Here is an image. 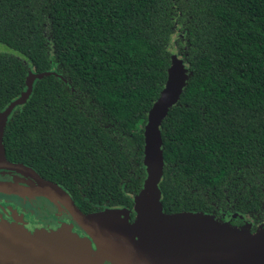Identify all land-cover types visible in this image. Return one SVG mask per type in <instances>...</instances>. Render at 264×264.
Masks as SVG:
<instances>
[{
    "label": "trees",
    "instance_id": "1",
    "mask_svg": "<svg viewBox=\"0 0 264 264\" xmlns=\"http://www.w3.org/2000/svg\"><path fill=\"white\" fill-rule=\"evenodd\" d=\"M0 42L18 53L0 52V112L39 75L6 157L84 212L133 206L174 43L189 79L161 125L164 210L264 224V0H0Z\"/></svg>",
    "mask_w": 264,
    "mask_h": 264
},
{
    "label": "water",
    "instance_id": "2",
    "mask_svg": "<svg viewBox=\"0 0 264 264\" xmlns=\"http://www.w3.org/2000/svg\"><path fill=\"white\" fill-rule=\"evenodd\" d=\"M37 77L31 71L22 94L0 112V171L15 177L0 180V193L46 197L59 207L58 216L67 215L71 222L57 228L30 227L18 210L11 219L0 213V264H264V224L254 231L248 221L233 223L243 217L238 213L221 218L202 211L164 210L161 125L189 79L183 58L173 57L166 85L148 113L146 178L131 207L105 204L84 212L61 184L28 164L7 159L5 127L15 108L27 102Z\"/></svg>",
    "mask_w": 264,
    "mask_h": 264
},
{
    "label": "flooded vegetation",
    "instance_id": "3",
    "mask_svg": "<svg viewBox=\"0 0 264 264\" xmlns=\"http://www.w3.org/2000/svg\"><path fill=\"white\" fill-rule=\"evenodd\" d=\"M1 173L0 171L1 181H13L15 179L14 175L6 174L4 176ZM22 199L26 202H22ZM21 208L24 210V217L28 221L30 227L57 228L62 222H71V219L67 215L59 217V207L46 197H20L17 195L0 193L1 214L11 219L13 210H18L20 212ZM238 217L242 218L243 222L247 221L244 216ZM238 217L233 220V223L236 222ZM75 229L78 230L77 227Z\"/></svg>",
    "mask_w": 264,
    "mask_h": 264
},
{
    "label": "rangeland",
    "instance_id": "4",
    "mask_svg": "<svg viewBox=\"0 0 264 264\" xmlns=\"http://www.w3.org/2000/svg\"><path fill=\"white\" fill-rule=\"evenodd\" d=\"M171 46H172V50H173V57L179 56L178 53H177L178 49L175 47L174 43ZM0 52H2V53H11V54H18L13 48L9 47L8 45H6V44H4L2 42H0ZM1 174L4 175V176L6 175V173H4V172H2ZM9 175H12V174L10 173ZM22 202L25 203L26 201L22 199ZM20 212L24 213V210L21 208ZM223 217L224 218H227L229 216H228V214H224ZM244 217H245V219L248 222L253 223V220H252L251 217H249V216H244ZM46 228H48V227H46Z\"/></svg>",
    "mask_w": 264,
    "mask_h": 264
}]
</instances>
